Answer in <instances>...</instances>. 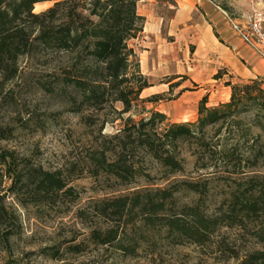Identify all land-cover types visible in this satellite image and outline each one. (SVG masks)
I'll use <instances>...</instances> for the list:
<instances>
[{
  "label": "trees",
  "instance_id": "16d2710c",
  "mask_svg": "<svg viewBox=\"0 0 264 264\" xmlns=\"http://www.w3.org/2000/svg\"><path fill=\"white\" fill-rule=\"evenodd\" d=\"M142 1L61 0L35 14L36 5L51 0H0V82L17 76L22 57L43 52L69 56L57 79L68 112L80 115L87 126L96 125L98 118L108 116L106 112L122 122L116 135L104 137L100 135L107 123L104 118L98 133L110 147L100 146L88 159L93 177L111 178L132 191L91 203L79 218L84 221L90 216L106 225L90 233L91 244L114 246L129 257L148 246L149 233L164 232L176 245L203 246L220 228L241 229L246 223L264 221V172L259 171L264 168V149L258 145L264 137V87L258 78L233 84L228 76L223 83L229 88L228 100L207 107L203 96L194 122L167 124L163 114L144 108L136 114L137 121L132 119L139 105L151 101L140 98L150 86L131 46L143 33L145 19L137 13ZM223 76H227L225 70L213 80ZM116 104L120 111L115 110ZM124 115H128L125 120ZM10 137L9 130L0 129V141ZM184 147H193L195 169L204 172L202 184L173 181L164 188H130L138 180H151L144 160L154 166L155 173H162L159 180L180 174L179 154ZM0 172V188L3 178L7 179V191L22 206L46 207L72 194L61 172L35 168L25 159L17 161L13 153H0ZM213 181L224 183L225 198L214 215L207 216L203 199ZM181 193L197 200L180 205ZM8 219L14 218L0 196V226ZM8 234L0 232L1 243H7ZM251 236L264 246V225ZM68 250L78 253L79 247ZM240 264H264V250L247 253Z\"/></svg>",
  "mask_w": 264,
  "mask_h": 264
},
{
  "label": "rangeland",
  "instance_id": "374dc122",
  "mask_svg": "<svg viewBox=\"0 0 264 264\" xmlns=\"http://www.w3.org/2000/svg\"><path fill=\"white\" fill-rule=\"evenodd\" d=\"M58 1L61 0L38 4L33 13L43 12ZM211 1L222 12L228 9L225 14L231 19L243 21L249 17L250 9L245 15L249 7L246 0ZM148 5L151 6L149 15L156 13L163 22L159 31L147 29L137 41L131 42L140 72L150 86L140 98L151 100L139 105L132 112V119L137 121L136 114L144 108L145 112L163 114L167 124L194 122L202 94L198 91H209L210 95L220 86L205 82L199 70L192 68L195 64L194 47L187 39L176 40L168 35L167 23L173 16L175 0H148L139 5L140 15L147 11L145 6ZM68 58L44 52L22 57L17 76L12 81L0 82V129L9 130L11 136L0 141V153H13L17 161L25 159L31 166L47 172H61L72 193L70 197L58 199L46 207L22 206L7 191L10 183L3 178L0 188L2 204L14 219L5 220L0 226L1 233L10 232L7 243L0 242V264H240L247 253L264 250V246L257 244L251 236L254 230L264 225L261 219L246 223L241 229L220 228L203 246L186 242L176 245L165 238L164 232L149 233L148 246H141L134 257L123 256L114 246L91 244L90 233L106 225L102 226V222L90 216L83 221L79 213L86 212L91 203L121 197L132 190L111 178L92 176L88 156L100 150V146L110 147L100 135H116L122 128V122L114 120L106 112L104 114L108 116L98 118L96 125L87 126L80 121V115L68 112L69 106L57 80L59 68L66 64ZM227 80L228 76H223L219 84ZM231 82L246 81L232 79ZM220 99L224 98L218 91L207 104L216 105ZM114 108L120 111L121 106L116 104ZM127 117L121 118L125 120ZM104 118H107V123L99 135L98 129ZM258 145L264 149V137L260 138ZM192 151L193 147L180 149L182 172L171 176L168 181L159 180L162 173H155L154 166L144 160L151 180H138L130 188L146 185L164 188L173 181L202 184L204 172L195 169ZM259 171L264 172V168ZM224 186L218 181L207 185L208 192L203 199L207 216L214 215L225 198ZM178 199V203L183 205L196 201L197 197L181 193ZM73 246L79 247L78 253L68 250Z\"/></svg>",
  "mask_w": 264,
  "mask_h": 264
},
{
  "label": "crops",
  "instance_id": "0c3cea01",
  "mask_svg": "<svg viewBox=\"0 0 264 264\" xmlns=\"http://www.w3.org/2000/svg\"><path fill=\"white\" fill-rule=\"evenodd\" d=\"M148 0L137 4L139 5ZM257 6L264 8V1H258ZM155 4V2H153ZM150 5L145 6L146 12L139 15L145 19L143 33L151 28L159 31L162 27L163 19L154 13L149 15ZM250 8L247 7V13ZM151 19V20H150ZM247 17L243 21L233 19L238 24H245ZM148 29V30H147ZM168 35L177 39H187L194 47L193 57L195 64L193 69L199 70L205 82H212L219 85L213 93L202 92L199 100L207 97V102L218 91L224 99L217 100V103L226 102L229 97V88L219 84L220 80H213V76L221 70H225L227 76L240 81L259 79L264 87V64H262L246 47H244L230 30L225 13L208 0H175L173 16L167 23ZM212 79V80H211ZM217 86V87H219ZM197 92V93H198ZM212 92V91H211ZM216 105L207 104V107Z\"/></svg>",
  "mask_w": 264,
  "mask_h": 264
},
{
  "label": "built area",
  "instance_id": "2783aa9c",
  "mask_svg": "<svg viewBox=\"0 0 264 264\" xmlns=\"http://www.w3.org/2000/svg\"><path fill=\"white\" fill-rule=\"evenodd\" d=\"M250 14L245 24H238L226 14L230 30L237 40L264 64V8H259L258 1L246 0Z\"/></svg>",
  "mask_w": 264,
  "mask_h": 264
}]
</instances>
